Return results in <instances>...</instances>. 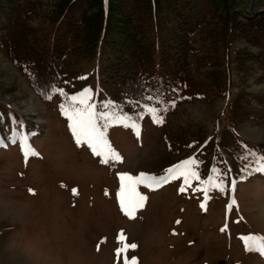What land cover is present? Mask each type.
Returning <instances> with one entry per match:
<instances>
[{
    "label": "rangeland",
    "instance_id": "obj_1",
    "mask_svg": "<svg viewBox=\"0 0 264 264\" xmlns=\"http://www.w3.org/2000/svg\"><path fill=\"white\" fill-rule=\"evenodd\" d=\"M72 1L43 0L32 25L44 42L52 45L55 37L68 36L67 20L63 17ZM141 1L143 4L137 9L150 21V0ZM206 1L213 8L211 25L217 20V13L224 14L226 5L243 17L264 14V0H225L226 4L221 0ZM160 2L159 15L167 19L173 4L171 0ZM127 3L125 10L133 9L127 8ZM215 6L223 11L216 13ZM101 33V27L84 26L80 40L86 43ZM239 42L233 52L245 47ZM87 45L80 49V55L68 60L73 79L81 83L68 91V97L91 89L96 111L116 114L99 105L95 78L88 80L96 61L92 44ZM205 48L203 40L198 47L202 53L191 59L194 99L166 114V124L155 123L148 113L142 114L138 120L139 140L131 129L119 124L105 130L111 145L122 156L118 167L106 166L86 147H78L70 122L61 112L66 99L37 95L28 79L0 51V102L8 114L4 124L0 121V264H117L115 250L121 231L129 244L138 245L137 250L128 253L129 259L138 258V264H264V256L246 252L238 238L242 234L264 236V175H243L223 152L232 174L228 178V167H221L227 173L221 175L202 157L220 140L226 143L224 134L229 120V98L217 97L215 83L204 76L206 70H214L208 68V61L222 54L210 47L204 51ZM247 49L253 50L249 46ZM206 55L211 57L206 60ZM250 71L253 73L252 68ZM258 75L257 71L253 73L247 91L264 95V83ZM241 80L234 72V86ZM261 121L246 120L236 126L238 134L249 142L250 152L256 155L264 154V116ZM21 135L30 137V145L39 157L24 156L23 143L13 141ZM196 142L201 143L196 147ZM190 158L199 162L195 170L200 180L193 181L184 193L179 192L184 187L182 179L156 191L141 187L148 201L138 211L137 219L130 220L121 213L118 173L165 176L167 169ZM209 178L222 180L226 185L237 180V189L235 193L211 189L205 199L197 189L208 188ZM233 197L237 204L227 213L226 206ZM201 204L206 207L202 209ZM222 228L226 230L222 232Z\"/></svg>",
    "mask_w": 264,
    "mask_h": 264
},
{
    "label": "trees",
    "instance_id": "obj_2",
    "mask_svg": "<svg viewBox=\"0 0 264 264\" xmlns=\"http://www.w3.org/2000/svg\"><path fill=\"white\" fill-rule=\"evenodd\" d=\"M221 1L226 4L225 0ZM122 2V14H119L118 6ZM126 3L127 8L133 6V9L125 10ZM160 3V0L149 1V21L148 16L137 9V5L143 4L141 0H73L63 17L67 20L68 36L55 37L50 45L32 25L43 0H0V51L28 79L37 95L66 99L57 92L62 91L68 97V91L81 84L73 79L68 60L80 55L81 48L92 44L96 62L88 80L95 78L99 105L133 119L151 106L161 112L166 124V114L195 97L191 59L202 53L198 47L204 40V47L222 54L208 61V68L215 71L208 69L204 76L215 83L217 97L229 98V120L224 134L226 143L220 140V145L203 153L202 157L205 164L226 167L221 154L226 152L232 166L238 168L243 164L240 157L251 150L236 126L246 120L262 122L264 116V95L247 91L256 71L259 72L257 78L264 83V14L243 17L235 15L227 5L224 11L215 6L216 13L223 11L224 14L217 13V20L211 25L210 1L171 0L172 20L169 15L167 19L161 18ZM84 26L87 29L101 27L102 33L94 34L87 44L83 43L80 30ZM238 41L245 47L233 52ZM210 57L206 55L205 59ZM195 64L199 66V62ZM234 72L242 78L237 86H234ZM235 87L240 88L237 93ZM149 96L153 100H148ZM164 108L168 110L163 111ZM7 117L0 102V121L4 124ZM200 143L196 142V147Z\"/></svg>",
    "mask_w": 264,
    "mask_h": 264
},
{
    "label": "snow or ice",
    "instance_id": "obj_3",
    "mask_svg": "<svg viewBox=\"0 0 264 264\" xmlns=\"http://www.w3.org/2000/svg\"><path fill=\"white\" fill-rule=\"evenodd\" d=\"M105 2H107V0H105ZM92 92L93 90L91 89H85L78 96L72 97H67L62 91L57 92L58 95L66 96L67 102L61 105V112L70 122V132L78 147H86L95 157L99 158L100 162L104 165L118 167L119 164L123 162L122 156L111 145L105 130L119 124L125 128L131 129L139 140V118L133 119L131 116H123V114L97 112L91 102L93 99ZM46 98L51 97L46 96ZM147 99L151 101L153 97L149 96ZM167 110V108L163 109V111ZM145 111L152 117L155 123H163L161 112H158L156 108H146ZM29 140L30 137L28 135H21L13 138L14 142L23 143L24 156L26 158L39 157V154L31 147ZM240 159L246 162L240 169L241 172L245 173L247 176H252L257 173L264 175V154L256 155L253 152H247L245 155L241 156ZM198 163L196 159L190 158L187 161L167 169V175L160 177L146 173H140L137 176H133L130 173H118L119 191L117 193V200L121 213L130 220L137 219L138 211L142 210L148 201V196L141 193V187L156 191L170 182L182 179L184 187L179 188V192L184 193L187 188L192 186L193 181L200 180V176L195 170V166ZM213 171L215 172L216 170ZM221 175H227V173H222ZM208 183V188L197 189V191H202L204 193L205 199L208 198L207 193L211 189L231 193H235L237 189L235 183L226 185L222 180L218 181L209 178ZM73 194L77 195L78 193L74 192ZM236 204L237 201L233 197L231 203L226 206V212L231 213L233 206ZM200 207L204 209L206 205L201 204ZM177 223H179V221H177ZM225 230V228L221 229L222 232ZM238 238L241 240L246 252H255L264 256V236L242 234ZM117 243L118 246L115 250L117 264H120L121 259L123 264H138L137 257L133 256L129 259L128 256L129 252L138 249V245L135 243L129 244L123 231L118 234Z\"/></svg>",
    "mask_w": 264,
    "mask_h": 264
}]
</instances>
